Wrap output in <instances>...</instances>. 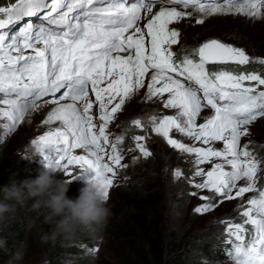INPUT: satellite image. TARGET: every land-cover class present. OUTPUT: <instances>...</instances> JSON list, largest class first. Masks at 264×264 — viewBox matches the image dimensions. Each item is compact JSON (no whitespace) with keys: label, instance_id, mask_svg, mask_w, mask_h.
Returning a JSON list of instances; mask_svg holds the SVG:
<instances>
[{"label":"snow or ice","instance_id":"obj_1","mask_svg":"<svg viewBox=\"0 0 264 264\" xmlns=\"http://www.w3.org/2000/svg\"><path fill=\"white\" fill-rule=\"evenodd\" d=\"M194 13L199 25L214 15L264 19V0H9L0 6V128L7 136L48 108L47 130L31 140L42 163L72 180L92 173L106 199L118 170L129 167L126 152H139L133 164L151 157L147 133H155L194 157L191 178L174 172L203 201L194 213L239 201L237 217L218 221L229 264H264V157L254 141L242 143L264 119V71L242 66H264V58L210 38L177 59L181 32L172 25ZM141 91L174 114L154 109L147 123L132 119L145 134L125 149L128 129L115 134L110 125Z\"/></svg>","mask_w":264,"mask_h":264},{"label":"rangeland","instance_id":"obj_2","mask_svg":"<svg viewBox=\"0 0 264 264\" xmlns=\"http://www.w3.org/2000/svg\"><path fill=\"white\" fill-rule=\"evenodd\" d=\"M191 10V9H190ZM199 17V14L194 13L190 19H185L179 23L172 25L180 30V44L173 46V50L177 53V56H182L181 49H185L187 52H191L193 48L198 47L205 40L210 38H218L224 43L235 46V40L239 38V34L246 35L250 40L242 41L243 44L239 45V48H243L250 57H261L264 58V19H251L240 14H227V15H214L205 18V22L202 25L196 24L195 21ZM36 17L30 18L32 22L38 23ZM236 47V46H235ZM257 48V49H256ZM229 68L232 65L228 66ZM248 70L251 68L250 65L242 66ZM250 71V70H249ZM159 109L164 114H174L173 110H164L162 105L157 104L153 101H147L143 99V91L138 93L133 99H131L125 106L123 112L118 116L116 122L110 125V131L115 134H119L123 129H128L126 135V142L123 145L125 149L128 148L126 143L128 140L131 141L132 135L145 134L142 130L136 129L130 126V121L137 117H143L144 122L147 123V116L154 110ZM48 108L43 109L38 114L29 113L25 121L22 122L17 128L5 136L3 129L0 128V178L5 177L7 182L14 180L17 184L25 179H35L41 170L44 169L45 165L42 163V157L40 154L33 155L35 146L31 144V140L36 136L43 134L47 130V126H44L41 121L45 118ZM206 115L211 113L206 112ZM58 123V122H57ZM120 125V127H117ZM150 139L146 141L149 151L153 153L149 157V161L145 165L140 167L133 164L130 157L140 155L136 152H126L124 163L128 164L129 167L118 171V175L115 180V186L110 190V197L107 200V207L110 208V215L113 213L121 216L129 226H135L138 228V219L143 213L145 208L144 203L142 206H137L133 211L128 208L127 193L120 189L118 182L122 179L121 173H127L132 167L133 178L140 182V185L145 187L150 182L153 188L160 186L161 190H164L162 184V174L171 172L174 176V172L177 169L173 168L175 163H181L185 166L186 172L192 176L193 165L190 160L194 157L189 154L180 153L178 150L173 149L169 146L166 141L157 136L155 133L150 131L147 133ZM175 138H181L179 134L175 135ZM254 141L250 147L252 150L258 149L259 154L264 153V148L260 147L264 145V119H259L255 122L250 129V135L242 141ZM132 142V141H131ZM184 142H189L187 138H184ZM133 144V143H132ZM217 147H222V144L217 143ZM80 150H77L79 152ZM137 153V154H136ZM35 159L38 166L34 171L29 173H21L19 176V166L24 167L28 160ZM142 159V157H141ZM151 160V161H150ZM149 163H152L150 169ZM207 167V166H205ZM151 171V174H147V171ZM120 172V173H119ZM74 174H76L74 172ZM264 174V173H261ZM56 178L59 176L63 179L71 180V176H67L64 173L55 174ZM92 173L86 175H78L69 185L67 192L68 197L77 198L80 194V189L85 186V180ZM197 182L200 180L196 178ZM261 183V181H260ZM190 188L187 190V196L184 204L181 207L169 205L168 203L161 202L162 220L161 229H159L163 239L167 228L175 224L178 230L188 232L194 242H198L201 237H207L208 242L214 241L215 244H222L224 246L225 236L222 234L223 225L218 223L220 220L225 218L237 217V212L234 211L239 201H225L212 211L204 214H197L193 212L194 207L203 203L199 197H193L190 195L191 192L197 191L189 183ZM160 193H163L160 191ZM180 193L177 194L179 196ZM202 194H207L206 190L202 191ZM251 195V194H248ZM35 197L25 199L23 203H17L13 201L15 205L14 210L19 214H24L29 222L30 226L26 231V236L21 244L24 245V256L23 260L16 262V264H114L116 263L117 254L115 253L120 245L116 241L115 237L108 233L101 235H94L88 237L86 241L80 240L77 247L79 253H76L74 249L64 250L63 254L54 255L53 243H45L41 237L50 232L51 225L44 222L43 211L38 213L32 210V203L35 202ZM159 194L153 193L149 197V201H145L146 207L157 203ZM166 211V212H165ZM236 222H239L237 219ZM94 225L96 223H93ZM81 228L87 229L90 224H79ZM131 228V227H130ZM186 229V231H185ZM210 236V237H209ZM61 237V236H60ZM59 237V238H60ZM21 244L15 247L8 255L4 264H8V261L12 254L21 247ZM99 248V251L95 255H90L87 249ZM194 251L197 247L192 248ZM211 256L214 259H209L199 264H229L227 259L219 257V253L211 251Z\"/></svg>","mask_w":264,"mask_h":264},{"label":"trees","instance_id":"obj_3","mask_svg":"<svg viewBox=\"0 0 264 264\" xmlns=\"http://www.w3.org/2000/svg\"><path fill=\"white\" fill-rule=\"evenodd\" d=\"M8 2L9 0H0V6ZM247 40H250L248 36L239 34V38L235 40V46L239 47L243 44L242 41L246 42ZM250 67V71H264V66L258 63L250 64ZM126 146L132 147L133 144L128 140ZM257 150L254 149L253 151L258 156L264 157V153L259 154ZM130 160L132 161V157H130ZM148 161V158H140L136 166L145 165ZM37 166L35 159H29L24 167L19 166V176H21V173L34 171ZM149 167L152 168V163H149ZM176 167L181 169L186 177L190 178V174L186 172L183 164L175 163L173 168ZM133 170L131 167L127 173H121L122 179L118 184L120 189L127 193L128 208L131 211L144 203L145 208H143L144 212L141 213V217L138 219V228L129 226L121 216L113 213L104 223H96L95 225L92 223L86 230L77 225L71 234L62 235L53 243L54 255L63 254L64 250L71 248L79 253L80 250L76 247L80 240L86 241L87 236L93 237L94 235L108 233L115 237V240L120 244L118 246L120 249L115 252L117 258L114 264H199L214 259L215 257L210 255L211 251L218 253L223 246L220 247V244H215L214 241L208 242L207 237H201L198 242L193 243V239L186 229V232L179 231L175 224L167 228L164 239L159 231L163 216L161 202L168 203L170 206L181 207L186 199L187 190L190 188L188 179L182 177L177 180L174 179L171 172H167L164 175L162 174L161 178L164 190H161L160 186L159 189L153 188L150 182L146 185L145 190V187L140 185L137 177L133 178ZM147 172V174L152 173L150 170ZM8 183L5 177L0 178V185ZM160 191L163 193H160ZM180 191L181 194L177 196ZM153 193L159 194V199L156 204L146 207L145 201H149L148 199ZM7 203L13 204V201H7ZM29 226L28 218L15 210L5 213L3 218L0 219V238H5L7 241L6 248L0 249V264H4L9 253L23 242ZM194 247H197L196 251L192 249Z\"/></svg>","mask_w":264,"mask_h":264},{"label":"clouds","instance_id":"obj_4","mask_svg":"<svg viewBox=\"0 0 264 264\" xmlns=\"http://www.w3.org/2000/svg\"><path fill=\"white\" fill-rule=\"evenodd\" d=\"M39 154L35 148L33 155ZM63 173L56 168L44 167L35 179H25L17 184L11 180L8 184L0 185V219L5 213L14 211L15 205L7 201L23 203L25 199L35 197L32 210L43 211L44 222L51 225L50 232L45 233L41 239L45 243H55L62 235L71 234L79 224L104 223L110 216V208L103 187L95 179L87 178L80 194L73 199L67 192L72 182L55 174ZM7 241L0 238V249L6 248ZM24 245L16 250L10 257L8 264H16L23 260Z\"/></svg>","mask_w":264,"mask_h":264},{"label":"bare ground","instance_id":"obj_5","mask_svg":"<svg viewBox=\"0 0 264 264\" xmlns=\"http://www.w3.org/2000/svg\"><path fill=\"white\" fill-rule=\"evenodd\" d=\"M36 19V18H35ZM166 212V211H165Z\"/></svg>","mask_w":264,"mask_h":264}]
</instances>
